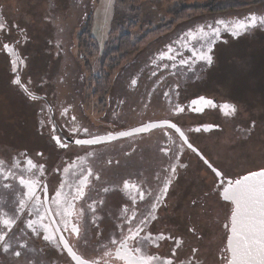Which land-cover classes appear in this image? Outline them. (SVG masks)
<instances>
[{
	"label": "flooded vegetation",
	"instance_id": "1",
	"mask_svg": "<svg viewBox=\"0 0 264 264\" xmlns=\"http://www.w3.org/2000/svg\"><path fill=\"white\" fill-rule=\"evenodd\" d=\"M187 9H190L191 16L186 20H179L167 35L162 33L144 39V35L148 36L147 32L158 31L157 26L143 32L135 31L137 38L129 44L130 50H124V59L118 61L115 57L117 61L111 68L108 65L98 67L97 63L94 72H89L88 67L89 73L78 75L72 83L71 91L66 93L49 95L37 92L28 82L21 80L20 71H17L19 66H23L20 51L25 42L21 43L19 40L21 30L17 29L14 40L1 43L0 52L8 57L14 79L20 80V84H14V79L11 81L12 87L16 88H12L10 94L16 95L17 100L25 103L32 115L28 113L29 122L26 121L22 128L29 136L25 134L26 139L22 145L12 141L0 145V149L5 150L1 152L0 160L6 163L5 173L11 170L17 177L39 179L41 185L47 184L48 207L57 223L51 224L48 218L45 219L55 235L52 242L43 239L48 233L42 229L39 235L27 229V220L35 217L27 209L24 212L15 210L18 201L25 198L26 189L18 184V180L10 178L7 182L12 185L11 190H0V202H3L0 221L16 219L17 222L7 237L12 248L7 253L0 251V264H77L59 244L61 235L73 251L86 261L125 264L123 259L115 256L116 245H112L111 240L119 241L122 239L121 232L127 235L129 229L135 230L137 226H141L140 221L149 216V213L156 219L149 218V222L142 226L144 231L141 235L152 236V240L142 251L159 258L153 264H164L165 260H169L171 264H209L206 260L213 253L212 247L207 248V253L201 252L198 255L199 245L202 243L200 239L206 238L202 237L203 229L197 231L187 222L190 217L195 216L192 214L195 210L191 206H202L209 196L214 201L223 200L220 195L222 179L235 180L249 172L264 169L258 167L226 176L199 147L202 146L200 143H203V137L219 134L221 124L228 123L232 125L229 127L231 133H237L233 135L237 143L238 138L249 137L244 134L252 132L253 121L262 114L264 116V89L255 95V89H247L249 84L239 71L244 66L260 67V64H264V26H255L244 34L233 37L225 31L224 25H217L216 21L222 20L231 27L237 20L247 21L252 14L264 16V0H212L195 6L192 4ZM200 9L204 11L195 13L194 10ZM3 12L0 7V20L5 23V29L0 31H5L6 35L10 29ZM13 23V28H16L17 21ZM209 25L219 27L222 33L219 40L214 36L211 38L216 40L215 44H210L214 62L211 65L198 62L192 71H187L189 65L181 67L180 60L188 59L197 49L207 50V46L201 48L198 43L207 39L198 30L202 27L205 31H210ZM190 30L196 39L188 36ZM117 34L118 30H115L113 37ZM123 34L127 35L126 32ZM110 42H113L112 37L104 45ZM5 44L9 45L8 49L4 48ZM54 45L55 56L58 57L63 52L64 44L61 39L56 38ZM104 45L97 46L99 51L96 60ZM76 47V57L88 64L87 58L84 59L80 52L78 41ZM215 67L225 72L235 70L232 76L239 75L237 82L231 77L225 96L219 94L216 86L211 83L217 80L216 76L209 78L210 82L206 83L208 73ZM13 68L16 69L15 72ZM69 69L70 66L67 74ZM67 78H60V85H68ZM199 97L211 100L212 104L201 101ZM256 97L258 104L252 100ZM225 104L234 105L235 113L226 115V110L222 108ZM179 108L183 111H177ZM172 124L180 128L184 133L183 137L171 127ZM137 128H143V131L133 132ZM197 128L200 130L196 131ZM121 132L129 134L121 136ZM109 133L112 134V139H105L96 145L75 143L76 139L107 137ZM54 137H59L66 147H60ZM189 143L196 151L188 147ZM15 149L18 151L12 152ZM26 157L31 158L37 166L44 165L43 170L39 167L30 169L25 163ZM188 159L196 163L186 161ZM16 163H19V168L13 167ZM73 163L76 175L71 174L72 170L65 173L64 168ZM172 166L176 167L174 176L171 173ZM89 168L92 172L89 183L84 187L85 195L74 201L70 215L65 212L67 204L57 206L51 203L52 194L62 183L65 185L64 191L68 192V199L72 200L75 186L82 176L88 175ZM213 168L220 171L222 176L218 177ZM206 172L210 175L198 176L199 173ZM184 175L188 177L186 180ZM179 177L185 181H180ZM168 180L171 183L165 192L164 186ZM125 181L136 187L125 189ZM105 189L108 191L105 192ZM37 194L43 198L39 190ZM141 194L144 196L143 200L140 199ZM94 202L96 211L93 214L89 205ZM153 204L157 205L155 209ZM231 207L230 201L225 205L223 200L222 209L226 220L221 224L224 241L217 250L219 264L226 262V254L223 252H226L228 229L225 225L229 224ZM64 218L81 229L79 236L71 232V224L67 226L68 231L63 230L65 225L61 220ZM122 221L123 227H117ZM57 226L61 228L59 233L55 232ZM7 231L0 224V234ZM161 234L164 238L156 239ZM177 239L180 243H177ZM21 244L26 247L21 248ZM211 244L212 241L208 243L210 246ZM16 251L21 252L19 257L13 254ZM105 252H110L111 255L105 256ZM211 263L214 264V261Z\"/></svg>",
	"mask_w": 264,
	"mask_h": 264
},
{
	"label": "rangeland",
	"instance_id": "2",
	"mask_svg": "<svg viewBox=\"0 0 264 264\" xmlns=\"http://www.w3.org/2000/svg\"><path fill=\"white\" fill-rule=\"evenodd\" d=\"M207 1L212 0H135L138 9L130 12L129 3L119 6L115 0H0V7L4 10L3 15L7 19L10 29L6 35L5 31H0V47L3 42L14 40L17 29L21 30L22 32L18 34L19 40L21 43L25 42L23 45L20 43L23 66H19L17 69L20 71L21 80L28 82L30 87L33 86L37 92L49 95L66 93L71 91L72 83L78 75L94 72L97 68L96 55L87 56L88 64L76 57V35L81 31L86 21L90 24L91 34L98 47L107 43L114 31L128 20H134L136 28L131 30L134 32H143L147 28L149 30L156 26L159 27L156 29L158 31L152 32L144 38L147 40L162 33L167 35L179 20L188 19L191 16V8L188 10L187 6L192 4L195 6ZM194 11L201 13L204 10ZM13 21H17L16 28H13L15 27ZM56 38L61 39L64 44L63 52L58 57L55 56L54 51ZM254 66H244L239 71L249 84L246 86L247 89H255V95H257L264 89V64H260V67ZM243 71L246 73L244 74ZM234 73L235 70L225 72L215 67L208 73L209 77L206 83L210 82L209 78L216 76L217 80L211 81V83L216 86L219 94L225 96V89L231 77L236 82L239 78V75L232 76ZM62 77H68L69 88L68 85H60L59 79ZM14 78L8 57L5 53L0 52V145L10 141L22 145L26 139L25 134H27L22 128L28 121V113L30 116L32 115L25 103L17 100L16 95L10 94L11 89L16 88L11 85ZM13 90L15 91V89ZM256 99L257 97L252 100L258 104ZM253 123L252 132L244 134L249 137H242V140L238 138L237 143H235L234 137L237 133H231L229 127L232 125L230 123L221 124L222 129L219 134L203 137V143H200L203 148L199 146L200 149L226 176L264 167L263 114ZM27 135L29 136V134ZM17 151L18 149H15L12 152L16 153ZM1 152H5V150L2 148L0 154ZM186 161L196 163L190 159ZM208 175L210 174L206 172L199 173L198 176L206 177ZM183 177L185 180L188 178L186 175ZM179 178L180 181H185L183 178ZM222 202V199L214 201L212 196H209L202 206L192 205L191 207L195 210L192 214L196 217H190L187 221L188 225H192L197 231L203 229L202 237L206 238L200 239L202 243L199 245L198 255L200 256L201 252L202 254L207 253V248L212 247L213 253L206 260L209 264H212L213 261L214 264H219L217 263V250L224 241L221 224L226 220V217L222 209ZM227 204L228 201H225V205ZM209 237L212 241L211 246L208 245L211 242L208 240Z\"/></svg>",
	"mask_w": 264,
	"mask_h": 264
},
{
	"label": "snow or ice",
	"instance_id": "3",
	"mask_svg": "<svg viewBox=\"0 0 264 264\" xmlns=\"http://www.w3.org/2000/svg\"><path fill=\"white\" fill-rule=\"evenodd\" d=\"M217 25H224L225 31L229 32L231 36L238 37L251 28L255 26H264V16H256L252 14L247 21L237 20L235 24L231 27H228L224 21L218 20L216 21ZM208 28L210 31H205L204 28H199V33L207 38L204 41H198L201 44V48L207 46V50H195L192 52L191 57L188 59H181L180 66L189 65L187 71H192L193 66L198 62H206L207 65H211L213 60L212 47L210 44H215L216 40L221 38V29L219 27H213L209 25ZM5 29V23L0 20V30ZM188 36L196 39L193 32L190 30ZM215 37L216 40H212V37ZM5 49L9 48L8 44L4 45ZM171 51V48H169ZM174 59V57H173ZM16 69L13 68V72ZM14 84H20L19 79L13 80ZM135 83V81H133ZM27 91V89H25ZM201 101H205L207 104H212L211 100H205L204 97H199ZM195 104V101H193ZM225 109V114H234L236 111V107L234 105L225 104L222 106ZM201 110V109H196ZM177 111H183L182 108L177 109ZM73 119H75L73 117ZM171 127L175 129L176 132L180 133L183 137L184 133L177 127L176 124H172ZM200 129L197 128L196 131ZM136 131H143V129H136ZM84 132H87V129H84ZM129 133L121 132V136H126ZM112 134L109 133L107 137H93L91 139H76L75 143L77 145H96L101 143L105 139H112ZM56 143L60 145V147H66L61 142L59 137H54ZM185 143L187 140L185 139ZM189 148H192L193 151H196L195 148L189 143ZM89 155H92L89 153ZM25 163L28 165L30 169H39L43 170L44 165L37 166L31 158L25 159ZM207 164L208 161H205ZM183 166V165H181ZM210 168L212 167L210 164L208 165ZM6 163L0 160V190H11L12 185L7 181L12 178L18 180V184L26 189L24 192V197L18 201V207L15 209L16 212H24L26 209L30 212L35 218L28 219L26 227L31 230L34 234L39 235L40 230L42 229L47 235L43 236L45 241L52 242L55 240V235L50 231V225L45 223V219L48 218L51 224H56L57 221L53 218V214L50 211L49 204V190L47 184H42L39 179L36 180H26L22 176L17 177L14 171L9 170L8 173H5ZM14 168H19V163L13 165ZM75 164H70L68 167L64 168L65 173H69L72 170L71 174L76 175L74 172ZM213 171L216 173L218 177L222 176L220 171H217L213 168ZM92 170L88 169V175H84L80 178L78 184L75 186V196H73L72 200L68 199V192L64 191L65 185L62 183L60 187L52 194L51 203L60 206L61 204H67V208L65 212L70 215V209L73 207V203L76 200H80L81 197L85 195L84 187L89 183V176L91 175ZM176 167L172 166L171 173L175 174ZM35 174V173H33ZM98 179V177H97ZM171 183V180L164 186V191L167 192L168 184ZM125 189L129 187H136L135 184L129 185L128 181H125L123 184ZM220 188L222 192L220 195L222 196L224 201H230L234 206L231 211L230 216V224H226L225 228L228 229V237H227V246H226V255L225 260L226 264H264V169L259 171L249 172L247 175L242 176L240 179L231 180V179H222L220 183ZM38 190L42 192L43 198L41 195H38ZM105 192L108 189L104 190ZM140 199L143 200L144 196L141 194ZM159 199V197H157ZM102 203V201H101ZM135 203V201H133ZM3 206V202H0V207ZM153 209L157 207L156 204L152 205ZM89 208L93 212L96 211L95 202L92 205H89ZM60 215V213H57ZM149 218L151 220L156 219L154 215L149 213V216H146L143 220L140 221L141 226H137L135 230L129 229V234L125 235L121 232L122 239L117 241L116 239L111 240L112 245H116L115 256L119 259H123L125 264H153V261L158 260L157 256L145 254L142 250L146 248L148 243L152 240V236L149 235H141L144 231V225L149 222ZM16 219H3L0 221V224L3 225L7 232H3L0 234V251L5 253L9 252L12 248V244L10 240L7 238L9 232H11L12 228L16 224ZM61 223L65 225L64 231H68V225L71 224V232L79 236L81 229L76 225L72 224L70 220L64 218L61 220ZM123 221L121 225H117V227H123ZM61 228L57 226L55 228V232L59 233ZM164 236L161 234L156 237V239H163ZM131 242V244H130ZM177 243H180L179 239H177ZM59 244L63 246L64 249L67 250L68 254L72 257L77 264H97L96 261H86L82 259L77 252L73 251V248L69 246L68 241L64 238L63 235L59 236ZM21 248L26 247V245L21 244ZM195 252V249L193 250ZM15 256L19 257L21 255L20 251H16L13 253ZM105 256L111 255L110 252H105ZM164 264H171L169 260H165Z\"/></svg>",
	"mask_w": 264,
	"mask_h": 264
},
{
	"label": "trees",
	"instance_id": "4",
	"mask_svg": "<svg viewBox=\"0 0 264 264\" xmlns=\"http://www.w3.org/2000/svg\"><path fill=\"white\" fill-rule=\"evenodd\" d=\"M115 2L119 6H124L129 3L128 5L130 6V12H134L138 9L135 0H115ZM133 27H136L134 20H128L125 24H122L116 29L118 30V34L116 35V37H113V35L111 36L113 42L104 45L102 47L101 54L99 53L100 55L98 56V60H96L98 63V67H104L108 65L111 68L114 62H116L117 60L121 61L126 57L124 50H130L129 48L131 47V45L129 44L132 43L135 38H137L135 32L131 31ZM124 32H126L127 35L123 34ZM152 32L149 31L146 35H150L152 34ZM76 37L77 41L80 43V52L83 53L84 59H86L87 56L93 57L98 54L99 50L96 44V40L91 34V27L87 21L82 26L81 31L76 35ZM146 37L147 36L144 35V38ZM115 57L117 58V60Z\"/></svg>",
	"mask_w": 264,
	"mask_h": 264
},
{
	"label": "water",
	"instance_id": "5",
	"mask_svg": "<svg viewBox=\"0 0 264 264\" xmlns=\"http://www.w3.org/2000/svg\"><path fill=\"white\" fill-rule=\"evenodd\" d=\"M137 129H143V128H137ZM133 132H140V131H133ZM202 160H204V158H202ZM204 161H206V160H204ZM259 171V170H258ZM247 175V174H246ZM242 176H244V175H242ZM241 177H239V178H236V179H240ZM235 179V180H236ZM234 181V180H233ZM231 205H232V203H231ZM234 206L232 205V207H231V211H232V208H233ZM229 216H231V212H230V215ZM229 224H230V217H229ZM228 235H229V233H228ZM225 264H226V262H225Z\"/></svg>",
	"mask_w": 264,
	"mask_h": 264
},
{
	"label": "bare ground",
	"instance_id": "6",
	"mask_svg": "<svg viewBox=\"0 0 264 264\" xmlns=\"http://www.w3.org/2000/svg\"><path fill=\"white\" fill-rule=\"evenodd\" d=\"M262 101V100H261ZM263 102V101H262ZM259 103H261V102H259Z\"/></svg>",
	"mask_w": 264,
	"mask_h": 264
}]
</instances>
